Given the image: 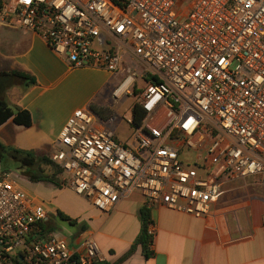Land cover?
<instances>
[{"label": "built area", "instance_id": "built-area-1", "mask_svg": "<svg viewBox=\"0 0 264 264\" xmlns=\"http://www.w3.org/2000/svg\"><path fill=\"white\" fill-rule=\"evenodd\" d=\"M1 1V24L39 34L71 68L125 75L117 103L141 84L146 117L138 127L126 118V143L79 108L53 146L64 187L100 214L111 216L137 191L147 209L206 218L224 179H264V0ZM185 151L196 155L192 164ZM48 220L12 173L3 174L0 264L105 261L94 237L79 251L40 236ZM148 233L155 236L153 222Z\"/></svg>", "mask_w": 264, "mask_h": 264}, {"label": "crops", "instance_id": "crops-1", "mask_svg": "<svg viewBox=\"0 0 264 264\" xmlns=\"http://www.w3.org/2000/svg\"><path fill=\"white\" fill-rule=\"evenodd\" d=\"M82 71L103 70L73 69L39 34L0 23V100L13 111V116L0 126V143L33 153L29 162L34 163V167L28 168L10 153H4L0 158V175L12 170L16 185L47 210L49 220L41 225L40 236L57 235L66 239L71 249L79 251L87 237H94L105 260L115 264L140 236L143 195L131 193L111 216L100 214L91 205L88 212L72 216L67 214L72 212L68 206L60 202L61 192L67 188L29 176L32 172L54 179L53 169L41 170L43 165L54 164L41 162V158L51 162L53 146L69 116L79 108H88L70 101V93L64 88L72 75ZM14 73L27 74L36 83L26 86V81ZM19 111L29 113L30 126L15 122ZM19 173L22 178L17 177ZM59 212L75 223L61 219ZM151 216L156 231L151 256L146 257L142 246L137 245L134 254L121 264H264L263 178L224 179L222 194L209 217L195 218L159 206L151 209ZM54 219L62 232H52L50 223Z\"/></svg>", "mask_w": 264, "mask_h": 264}, {"label": "rangeland", "instance_id": "rangeland-1", "mask_svg": "<svg viewBox=\"0 0 264 264\" xmlns=\"http://www.w3.org/2000/svg\"><path fill=\"white\" fill-rule=\"evenodd\" d=\"M190 3L191 0L186 1V5ZM124 78L125 75L123 74L115 75L105 71H82L72 75L65 82L64 88L70 93V101L77 103L79 106L86 104L90 110H98L104 116L108 114V111H111L114 114L113 119L106 124L116 132L119 139L125 141L131 137L133 132L132 129L127 126L125 120L128 117L131 118L134 106L138 104V99L141 95V84H136L133 90V96L117 103L113 98V92L121 85ZM181 158L185 163L189 162L192 164V161L196 159V155L185 151ZM50 169L55 171L56 175H54V178L62 184V176L58 171L59 169L54 165H43L41 168L43 172L46 170L49 171ZM19 174L20 175H17V177L22 178L23 174ZM60 202L68 206L72 212L67 214L72 216L79 212H88L92 208L83 198L73 194L69 189L61 192ZM59 223L66 226L65 223ZM50 227L52 232H62L55 219L51 221ZM69 229L74 231L72 228ZM81 232L82 231L79 233Z\"/></svg>", "mask_w": 264, "mask_h": 264}, {"label": "trees", "instance_id": "trees-1", "mask_svg": "<svg viewBox=\"0 0 264 264\" xmlns=\"http://www.w3.org/2000/svg\"><path fill=\"white\" fill-rule=\"evenodd\" d=\"M1 8H2V1L0 0V11H1ZM14 74L16 76L24 79L26 81V86L33 85V84L36 83L34 78L30 77L27 74H23V73H14ZM27 81H29V82L27 83ZM91 111L94 112L96 115H98L105 122H109L110 120L113 119V116H114V114L111 111L110 112L108 111V114L105 115V116L102 113H100L98 110L91 109ZM132 115H133V124H134V126L138 127V126H140L143 123V120L146 117V112L143 110V108L141 106L136 104L134 106ZM12 116H13V111L9 108L7 103L5 101L0 100V126L2 124H4L7 120H9ZM14 120H15L16 123L24 124L26 126H30V124H31V118H30L29 113H27V112L21 113L19 111L18 115L15 117ZM4 153H10L16 160L22 162L28 168L34 167L33 166L34 163L33 162H29L30 157H33V153H31V152H23V151L16 150V149H10V148H7L3 144L0 143V158L3 157ZM41 159H42L41 162L53 163L52 161L51 162L48 161L46 158H41ZM59 171H60V174H61L62 170L60 168H59ZM4 173H6V172H4ZM4 173H2L0 175V177ZM29 176H30V178L32 180H35V181L55 182L58 186H63L64 187V183L61 184L55 178L51 179V178H49V177H47V176H45L43 174H40V173L32 174V172H29ZM141 215H142L141 216L142 217V230H141L140 236L138 237V239L136 241V245L133 246L131 248V250L126 255L121 257L115 264H121L122 262L127 260L131 255H133L135 250H136V246L137 245H141L142 246L144 254L146 255V257L151 256V254H152L151 246L154 243V237H152L148 233L149 224L151 222H153L152 216H151V209H147V208L144 207L142 209V211H141ZM59 217L61 219H63V220L69 221L71 224L75 223L74 220H72L69 216L65 215L64 213L59 212ZM95 264H110V263H108L105 260V261H102V262L98 261Z\"/></svg>", "mask_w": 264, "mask_h": 264}, {"label": "bare ground", "instance_id": "bare-ground-1", "mask_svg": "<svg viewBox=\"0 0 264 264\" xmlns=\"http://www.w3.org/2000/svg\"><path fill=\"white\" fill-rule=\"evenodd\" d=\"M125 86H126V85H125ZM125 86H123V87H125ZM122 89H123V88H122ZM122 89H121V91H123Z\"/></svg>", "mask_w": 264, "mask_h": 264}]
</instances>
